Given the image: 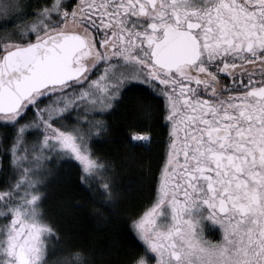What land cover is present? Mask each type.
I'll return each mask as SVG.
<instances>
[{"label": "snow or ice", "instance_id": "6c2138e0", "mask_svg": "<svg viewBox=\"0 0 264 264\" xmlns=\"http://www.w3.org/2000/svg\"><path fill=\"white\" fill-rule=\"evenodd\" d=\"M130 99L166 138L119 264H264V0H0V264H96L41 189L75 164L97 222L119 215L94 146Z\"/></svg>", "mask_w": 264, "mask_h": 264}, {"label": "trees", "instance_id": "16d2710c", "mask_svg": "<svg viewBox=\"0 0 264 264\" xmlns=\"http://www.w3.org/2000/svg\"><path fill=\"white\" fill-rule=\"evenodd\" d=\"M107 142L94 147L110 156L120 177L121 211L107 213L109 223H98L93 216L91 194L81 185L75 164L54 166L44 181V208L50 220L72 241L95 253L96 264H119L126 249L122 246L130 232L129 214H139L155 196V183L162 164V129L155 120L137 113L136 101H127L110 117ZM150 132L148 143L132 141L134 132Z\"/></svg>", "mask_w": 264, "mask_h": 264}, {"label": "flooded vegetation", "instance_id": "af4514ba", "mask_svg": "<svg viewBox=\"0 0 264 264\" xmlns=\"http://www.w3.org/2000/svg\"><path fill=\"white\" fill-rule=\"evenodd\" d=\"M148 132V131H147ZM132 136V134L130 135V137ZM148 143V142H147ZM159 176V173L157 175V177ZM155 198V196H154ZM153 200L147 205V207L144 209L145 211L151 206ZM205 229H206V234L209 238H218L219 237V233L215 230V227L211 225L210 221H206L205 222Z\"/></svg>", "mask_w": 264, "mask_h": 264}, {"label": "rangeland", "instance_id": "374dc122", "mask_svg": "<svg viewBox=\"0 0 264 264\" xmlns=\"http://www.w3.org/2000/svg\"><path fill=\"white\" fill-rule=\"evenodd\" d=\"M44 179H45V177H44ZM144 211H145V210H144ZM144 211H143V212H144Z\"/></svg>", "mask_w": 264, "mask_h": 264}]
</instances>
